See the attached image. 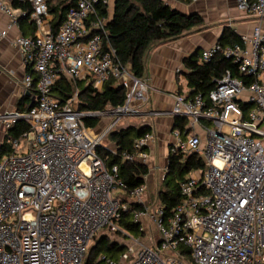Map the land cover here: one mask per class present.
Here are the masks:
<instances>
[{
	"label": "built area",
	"instance_id": "built-area-1",
	"mask_svg": "<svg viewBox=\"0 0 264 264\" xmlns=\"http://www.w3.org/2000/svg\"><path fill=\"white\" fill-rule=\"evenodd\" d=\"M10 1L0 0V11L11 17L8 29L19 16ZM20 1L31 7L20 15L35 23L36 35H20L14 44L32 69L23 83L35 91L36 104L0 113L7 133L21 120L29 125L21 137L9 140V148L0 145V264H84L103 229L123 232L132 240L119 262L102 256L105 264H264L261 25L252 36H241L240 43H216L200 57L205 63L223 54L252 82L228 70L207 99L191 96L187 77L181 76L186 89L173 95V108L166 112L142 109L148 104L150 85L105 44L107 20H91L100 0H76L57 30L47 0ZM239 2L242 9L264 18V0ZM8 29L0 30V37H6ZM64 76L76 86L92 84L98 91L115 79L126 90V102L100 111L81 110L79 85L66 101L54 95L53 86ZM163 114L188 119L185 136L180 128L173 129L170 154L198 153L206 163L205 170H193L181 183L183 199L171 214L157 201L146 200V183L126 200L118 165L108 167L98 151L124 120ZM95 118L111 120L99 132L86 124V119ZM197 127L206 131L205 143ZM154 139L152 131L136 139L135 150L124 152L123 159L146 164ZM105 147L117 152L116 147ZM166 173L167 167L163 179ZM131 202L143 206L134 212V220L151 243L120 227Z\"/></svg>",
	"mask_w": 264,
	"mask_h": 264
},
{
	"label": "trees",
	"instance_id": "trees-1",
	"mask_svg": "<svg viewBox=\"0 0 264 264\" xmlns=\"http://www.w3.org/2000/svg\"><path fill=\"white\" fill-rule=\"evenodd\" d=\"M176 1L190 3L192 0ZM14 2L17 8L30 10L29 4L20 0H14ZM47 4L51 14L55 17L53 28L57 30L66 18L67 12L76 5V0H47ZM96 8L97 12L91 17V20L99 18L107 20L106 34L104 35L105 44H110L115 49L121 63L139 78L145 77L147 58L155 47L179 39L193 31L208 28L200 14L184 13L174 8L167 0H116L112 17H110L108 3H104L103 0H100ZM240 42L241 37L231 27L226 26L218 43L225 47ZM186 65L189 69L187 79L191 96L202 94L208 99L211 91L217 87L218 80L228 70H231L235 75L245 77L248 83L253 80L251 76L241 75L238 72V64L223 54H218L211 61L205 63H201L196 56H193L187 60ZM78 85L80 101L78 106L81 110L100 111L106 107L123 106L126 102V90L119 86L115 79L105 83L101 91L95 90L92 84L81 82ZM77 86L64 76L58 79L52 90L54 95L62 101H66L74 95ZM32 104L33 107L36 101ZM29 108L31 105L20 110ZM244 108L247 109L248 106L244 105ZM99 123V118L86 119V124L89 127H96ZM187 123V118L176 117L174 128H180L185 136ZM205 124L210 125L211 123ZM28 130L29 125L26 121L17 122L9 130L7 141L1 147L9 148L10 139L19 138ZM151 131V125L129 126L113 130L108 136L115 144L117 152L105 145H102L98 150L108 167L118 165L120 178L125 183L128 193L126 200L129 199V194L134 188L145 183L148 167L142 163L126 161L122 154L133 152L135 140ZM205 167L206 163L198 153L169 155L167 173L157 193V203L165 208L167 214H171L183 199L181 183L193 170H205ZM142 208L141 204L131 202L128 211L123 212L121 229L135 236L144 235L141 224L134 220V212ZM126 246L104 234L91 247L84 264H105L104 259L101 258L104 255L119 262ZM97 257H100V260L96 262Z\"/></svg>",
	"mask_w": 264,
	"mask_h": 264
},
{
	"label": "crops",
	"instance_id": "crops-1",
	"mask_svg": "<svg viewBox=\"0 0 264 264\" xmlns=\"http://www.w3.org/2000/svg\"><path fill=\"white\" fill-rule=\"evenodd\" d=\"M167 1L184 13L200 14L208 25V28L203 30L193 31L174 41L160 44L148 55L144 78L150 85L149 101L142 109L169 112L174 105L173 95L186 89L182 77H187L189 69L186 63L189 58L196 56L200 61L202 52L219 42L226 26L231 27L240 37L252 36L257 24H260L264 30V18L260 19L252 12L242 9L239 0H192L190 3ZM10 3L19 16L18 23L8 29L11 17L0 11V30L8 29L7 36L0 37V113L24 109L35 101V91L26 89L23 83L25 76L32 69L24 64L14 41L20 35L35 36L36 26L28 17L20 15L22 9L15 6L14 0ZM115 3L116 0H108L110 17L114 14ZM54 18L52 14V22ZM178 69L181 71L179 74ZM140 125H151L155 135L150 145L152 154L145 164L148 167L145 183L148 188L146 200L157 201L159 185L163 181L170 147L174 141L172 131L175 127V118L169 114L154 117L140 115L124 120L119 129ZM197 132L205 143L206 137H203L199 130ZM7 134L0 123V145L7 141Z\"/></svg>",
	"mask_w": 264,
	"mask_h": 264
},
{
	"label": "rangeland",
	"instance_id": "rangeland-1",
	"mask_svg": "<svg viewBox=\"0 0 264 264\" xmlns=\"http://www.w3.org/2000/svg\"><path fill=\"white\" fill-rule=\"evenodd\" d=\"M110 120L111 119H109V118H101L99 125L96 126V130L99 131V132H102L105 129V126L107 125L108 121H110ZM119 126H118V128L116 127L115 130H118ZM197 130H199V132L202 134L203 137H207L206 131L203 128L197 127ZM103 143L106 146H108V147H111V148L115 147V145H114V143H113V141H112L110 136H106L104 141H103ZM161 186H162V184L160 183L159 187L161 188ZM152 197L153 198L155 197L154 193L152 194ZM145 222H147V221H145ZM146 225L149 226L150 224L147 222ZM104 234L109 235L110 239L120 241L121 243H124L125 245L132 244V240L130 238H128V237H125L123 232H115V231H110V230H107V229H103L102 231H99L96 234L94 240L91 243L90 249H91L92 246H94L97 243V239L100 236L104 235ZM140 236H143V242L151 243V237L146 232H145L144 235H140ZM90 249H89V251H90ZM86 259H87V257H86ZM86 259H85V261H86ZM99 260H100V257H97L96 262L99 261Z\"/></svg>",
	"mask_w": 264,
	"mask_h": 264
},
{
	"label": "water",
	"instance_id": "water-1",
	"mask_svg": "<svg viewBox=\"0 0 264 264\" xmlns=\"http://www.w3.org/2000/svg\"><path fill=\"white\" fill-rule=\"evenodd\" d=\"M33 104H31V107H32ZM166 176V175H165Z\"/></svg>",
	"mask_w": 264,
	"mask_h": 264
}]
</instances>
